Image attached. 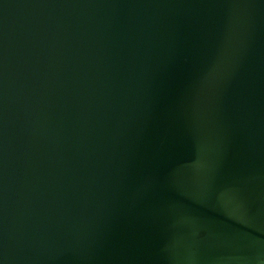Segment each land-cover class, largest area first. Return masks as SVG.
<instances>
[{"label": "water", "instance_id": "water-1", "mask_svg": "<svg viewBox=\"0 0 264 264\" xmlns=\"http://www.w3.org/2000/svg\"><path fill=\"white\" fill-rule=\"evenodd\" d=\"M0 264H264V0H0Z\"/></svg>", "mask_w": 264, "mask_h": 264}]
</instances>
